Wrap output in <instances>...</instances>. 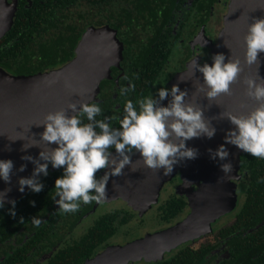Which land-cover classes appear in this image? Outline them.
Here are the masks:
<instances>
[{
    "label": "flooded vegetation",
    "instance_id": "1",
    "mask_svg": "<svg viewBox=\"0 0 264 264\" xmlns=\"http://www.w3.org/2000/svg\"><path fill=\"white\" fill-rule=\"evenodd\" d=\"M174 1L169 10H160L162 6H158V0H75L64 5L74 24H82L80 15L86 13V25L82 26L84 30L74 48L73 58L78 44L89 30L100 32L107 29L113 32L121 48L119 59L109 67L108 77L100 80L95 100L89 102H99L103 106L99 119L123 115V104L129 99L127 94H119L122 86L132 85L129 90L136 88L139 93L147 88L146 96H155L158 88H171L172 82L182 74L183 77L193 75L198 84L202 81V75L192 70L191 62L194 59L199 64L208 61L207 53L212 51L210 47H214L217 41L212 38L209 22L215 16V6H223L225 0H214L207 15L206 0ZM4 2L7 9L0 11V17L14 12L12 25L22 3L27 9L35 5L49 11L62 7L59 0ZM51 19L60 20V13L56 12ZM107 45L103 36L97 40V48ZM134 106L138 107L136 104ZM81 121L88 122L83 115ZM110 123L114 127L120 126L118 120ZM195 139L187 140L186 146L195 148ZM234 150L238 149L234 146ZM244 155L248 154L242 151L237 156L236 173L232 170L227 174L221 170L210 172L211 184L206 188V170H201V167H205V152L199 155L200 165H189L191 159H185L182 166L180 162L174 165L170 173L163 169H147L149 167L138 154L139 165L131 168L135 179L140 175L138 170H148L155 174V184L147 204L137 205V211L126 208L128 206L124 208L123 204L116 202L117 199L120 201L122 177L127 174L128 168L107 184L106 198L102 202H81L80 208L74 213L58 210L59 206L53 200V186L55 178L62 174V169H54L49 165L48 175L40 176L43 189L38 193L27 190L16 200L15 216L7 211L10 204H4V208L0 209V223L6 221V226L0 227V264H162L170 262L186 248L200 254V264H264V223L255 226L233 225L250 189L249 167L241 164ZM102 173L103 170H98L95 175ZM177 173L180 178L175 177ZM222 182L229 184L230 189L235 185L236 203L233 210L212 222L210 230L161 254L156 247H150L147 253L146 249L143 250L141 253L150 255V260H136L131 254L125 258L120 256L127 247L148 240L184 221L193 212L195 198H201L205 189L208 195L214 193L224 186ZM29 201H35V205ZM175 202L182 204L180 211L166 219L167 213L164 211L167 205ZM108 204L113 205L105 209ZM32 216L42 219L39 227L32 225ZM157 223L158 229L149 227L142 232L147 224L151 226ZM238 239L247 241L238 243ZM165 243L159 245L164 247Z\"/></svg>",
    "mask_w": 264,
    "mask_h": 264
},
{
    "label": "clouds",
    "instance_id": "2",
    "mask_svg": "<svg viewBox=\"0 0 264 264\" xmlns=\"http://www.w3.org/2000/svg\"><path fill=\"white\" fill-rule=\"evenodd\" d=\"M244 48L245 62L257 64L258 53H264V17H254L248 25ZM211 60V65L207 62L199 64L195 59L191 62L192 70L202 74L203 82L198 88L208 99L229 93L230 85L242 71L239 59L229 58L225 62L223 53L213 54ZM179 79L182 80L181 76ZM243 83L246 85V96L254 99L257 106L239 115L224 114V118L234 127L226 130L224 143L214 150H207L211 159L224 161L219 165L224 174L232 170L231 163L227 161V144L253 157L264 159V79L259 76L258 79L248 77ZM130 87L133 86H122L119 94L126 95ZM186 96V90L173 84L171 88H158L155 96L137 99L135 104L138 107L134 106L132 100H126L121 117L105 116L96 119L101 113V107L96 102H81L78 107L77 103H69L67 109L74 115H66L65 109L47 113L44 122L36 125H43V131L38 135L48 145L54 142L56 146L47 151H39L36 158L31 155L21 157L22 160L30 161L34 167L31 175L18 179V191L24 192L27 186L31 192H40L44 187L40 176L48 175L49 165L54 169L61 168L62 174L54 180L53 200L59 206L58 210L74 213L80 208L81 202H102L106 198L109 178L120 175L125 166L133 163L131 157L136 153L147 167L170 173L177 163L196 157L198 150L186 146L187 140L201 136L210 139L216 132L210 120L204 118L203 109L185 102ZM166 98L169 99L165 105L162 101ZM82 115L86 116L87 123L81 121ZM112 120H118L120 126L114 127L110 123ZM34 135L32 143H24L22 149L39 147ZM25 167V164H21L17 171H23ZM12 169L11 159H0V180L8 183ZM98 170H103L102 175H95ZM9 190L5 188L0 191V209L4 208ZM7 202L11 205L7 209L8 213L15 216L16 201L9 199ZM29 203L35 205V201ZM30 219L34 227L42 223L38 216Z\"/></svg>",
    "mask_w": 264,
    "mask_h": 264
},
{
    "label": "water",
    "instance_id": "3",
    "mask_svg": "<svg viewBox=\"0 0 264 264\" xmlns=\"http://www.w3.org/2000/svg\"><path fill=\"white\" fill-rule=\"evenodd\" d=\"M4 0H0V11L6 10ZM13 14L10 13L0 17V38L10 29L13 22ZM1 16V14H0ZM264 17V0H229L228 12L224 19V26L218 36V46L213 51L215 53H223L225 62L229 58L235 60L239 59L242 68L235 82L230 85V92L221 93L213 99H208L204 93L199 90L196 78L191 74L183 77H177L171 84H178L181 90L187 91L185 98L201 96L203 99L197 103L201 104L203 115L206 120H210L212 126L216 128V132L212 138L204 136L196 137L195 149L197 155L191 159L189 165L192 163L200 165L199 155H203L205 148V167L201 170H206V188L211 184L210 172H219L220 160H213L209 156L212 141L218 136L214 146L211 149H216L218 145L224 143L223 137L226 130L234 127L230 124L224 114L232 113L239 115L247 113L257 106L254 99L249 98L245 94L246 85L243 81L251 77L258 79V76L264 79V53H258L257 64H247L245 62V48L244 35L247 32L248 25L252 23L253 18ZM103 36L107 42L104 48H97V40L92 41L93 35ZM120 45L114 37L113 32L107 29L100 32L87 31L82 37L80 43L76 48V56L66 65L44 73H37L28 76L12 75L0 68V159H11L13 162V169L10 173V181L5 183L0 180V191L5 188L10 189L6 193L5 203L8 204L9 199L15 201L21 198L27 192L18 191V179L20 177H27L31 175L34 165L27 160H22L24 155H31L36 158L39 151H47L50 147H55L52 142L48 145L46 142L40 140L39 133L43 131V125L37 127V124L44 122V116L49 112H55L60 109H65L66 115H74L71 110L67 109L69 103L86 102L89 103L95 100L94 97L98 93V85L102 78L108 77L109 67L119 59ZM258 75V76H257ZM166 98L162 103L167 104ZM36 139L39 147H30L22 149V145L32 143V135ZM21 139H17V138ZM16 139V140H15ZM201 139V140H199ZM15 140V141H12ZM199 140V145L198 144ZM228 149L229 156L233 154V158L238 163V157L234 152V145H225ZM228 156V157H229ZM138 153L132 155L133 163L125 166L122 170L124 172L127 168L133 165L138 166ZM21 164L26 167L23 171H17ZM235 173V172H233ZM117 178L112 176L109 178L108 184ZM218 188L214 193L209 194L205 191L201 198H195L192 208L193 212L184 221L176 224L165 232L158 233L150 239H145L137 244L127 247L120 256L125 258L128 254L137 259L146 258L150 260V255H143L141 252L150 247H156L160 254L162 251L170 250L176 246L198 237L204 232L210 230L212 222L219 216L230 212L235 207L236 194L235 185L230 183L224 184ZM221 185V184H220ZM109 186V185H108ZM223 194L222 201L215 207H210L216 195ZM204 204L202 205V202ZM166 242L164 247L159 244ZM156 245V246H155ZM160 248H158V246ZM164 248V249H163ZM142 254V256H139Z\"/></svg>",
    "mask_w": 264,
    "mask_h": 264
},
{
    "label": "trees",
    "instance_id": "4",
    "mask_svg": "<svg viewBox=\"0 0 264 264\" xmlns=\"http://www.w3.org/2000/svg\"><path fill=\"white\" fill-rule=\"evenodd\" d=\"M74 1L59 0L62 7L56 10L52 8L50 11L39 8V5L27 9L23 3L20 4L14 24L8 34L0 40V68L12 75L28 76L60 68L69 62L74 56V48L84 30L82 26L86 25L84 23L86 13L80 15V18H83L82 24H74L70 20L69 11L64 8V5H69ZM158 1L160 2L158 6H162L160 10H169L175 3L174 0ZM198 1L195 0V2ZM214 2V0H206V15ZM56 12L60 13V20H49L55 17ZM215 46L216 44L210 49L213 51ZM138 61L136 59L137 63ZM147 91V88H144L139 93L136 88H132L127 92V97L135 104L137 99L146 96ZM96 103L99 104L102 112L103 106L99 102ZM99 115L96 119H99ZM246 154L248 155L243 156L241 164L249 167L250 189L241 212L233 224L235 226H255L261 222L264 223V159H257L249 153ZM181 205L177 202L173 205L168 204L164 211L167 213L166 219L174 217L180 211ZM5 222L3 220L0 227L6 226ZM244 241L247 239H238L237 242ZM178 254L170 262L162 264H200V254L190 248H186ZM220 264H225V262Z\"/></svg>",
    "mask_w": 264,
    "mask_h": 264
},
{
    "label": "rangeland",
    "instance_id": "5",
    "mask_svg": "<svg viewBox=\"0 0 264 264\" xmlns=\"http://www.w3.org/2000/svg\"><path fill=\"white\" fill-rule=\"evenodd\" d=\"M228 1L229 0H225L223 6H221V7L215 6V8H214L215 16L209 22V27H210V32H211L212 38L217 39V37L219 35L218 32L221 31L220 29H222L224 26V19H225V16H226V14L228 12V8H229V2ZM215 44H216V46L213 49V51L218 46V39H217ZM213 51H210V53L209 52L207 53V54H209V57L207 58L208 59L207 63L209 65H211V63H212L211 57L214 54ZM200 75H202V74L200 73ZM202 99H203V97H201V96H195V97H191V98H185V102H189V103L194 104L195 106L201 107V104L199 105L197 103H199ZM190 141H191V139H190ZM234 152L238 156L239 153L242 152V150L238 149V150H234ZM227 161L231 163L232 171L236 173V159L233 158V154H231L229 157H227ZM223 162L224 161H220V163H223ZM182 165H183V162L181 161L180 166H182ZM133 166L137 167L136 165H133ZM147 169H150V168H147ZM132 171L133 170L131 169V166H130L127 169V174L122 177V182H123L122 195L120 197V201H119V199H117L116 202H117V204L118 203L123 204L122 206L124 208L126 206H128L126 208H131L132 210L137 211V209H136L137 205L145 206L147 204L148 196L151 195V191L153 190L152 186L155 184V174H153L152 171H148V170H138V174H140V175L135 179V173H132ZM175 177L180 178L179 173H177L175 175ZM115 203H113V204H115ZM113 204H108L105 209L111 208ZM148 205H150V203H148ZM149 227L152 229H158L159 225H158V223L155 225L152 224L151 226H149L147 224L144 228H142V232L146 228H149Z\"/></svg>",
    "mask_w": 264,
    "mask_h": 264
},
{
    "label": "bare ground",
    "instance_id": "6",
    "mask_svg": "<svg viewBox=\"0 0 264 264\" xmlns=\"http://www.w3.org/2000/svg\"><path fill=\"white\" fill-rule=\"evenodd\" d=\"M99 38H100V36H98V35L95 34V35L92 36L91 40L94 41V40H97V39H99ZM218 136H219V135H218ZM218 136L216 135V137H215L214 140L212 141V144H211V147H210V148H212V147L214 146V144H215V142H216ZM203 151L205 152L206 150L203 149ZM222 199H223V194H220V195H219V193H218V194L216 195L214 201L211 203L210 207H215V206H217V205L222 201Z\"/></svg>",
    "mask_w": 264,
    "mask_h": 264
}]
</instances>
